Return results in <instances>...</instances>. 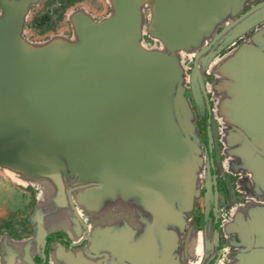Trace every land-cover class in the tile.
<instances>
[{
	"label": "water",
	"instance_id": "95a60500",
	"mask_svg": "<svg viewBox=\"0 0 264 264\" xmlns=\"http://www.w3.org/2000/svg\"><path fill=\"white\" fill-rule=\"evenodd\" d=\"M36 2L0 0V169L46 182L56 205L68 178L90 184L82 196L96 204L131 196L148 213L132 244L142 258L137 264H169L201 164L179 53L198 47L217 18V0L212 10L209 0H109L110 13L98 20L72 13L70 37L30 42L22 29ZM144 4L146 33L159 46L142 44ZM212 73L229 152L262 177L264 27L215 62ZM9 263L4 256L2 264Z\"/></svg>",
	"mask_w": 264,
	"mask_h": 264
},
{
	"label": "flooded vegetation",
	"instance_id": "af4514ba",
	"mask_svg": "<svg viewBox=\"0 0 264 264\" xmlns=\"http://www.w3.org/2000/svg\"><path fill=\"white\" fill-rule=\"evenodd\" d=\"M209 5L212 10V0ZM79 10L98 20L110 13L111 6L109 0H37L28 7L22 36L30 42L52 35L70 37L69 17ZM141 10L142 44L159 46L146 33L148 4ZM214 10L217 18L198 47L179 53L201 164L197 194L183 224L175 229L177 236L169 248L174 254L168 263L240 264L246 256L247 264H264V175H254L229 152L226 124L215 113L211 91L213 64L264 27V0H242L232 8L227 0H217ZM89 187L70 178L63 180L64 200L56 205L46 182L0 169V264L4 256L9 264L140 262L132 244L142 237L148 213L131 196L96 204L82 196ZM154 243L152 261L156 262L160 258L157 235Z\"/></svg>",
	"mask_w": 264,
	"mask_h": 264
}]
</instances>
